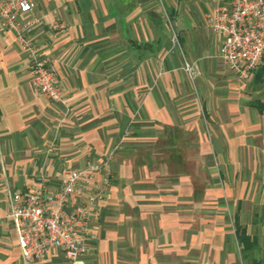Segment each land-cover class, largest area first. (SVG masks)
<instances>
[{"label": "crops", "instance_id": "0c3cea01", "mask_svg": "<svg viewBox=\"0 0 264 264\" xmlns=\"http://www.w3.org/2000/svg\"><path fill=\"white\" fill-rule=\"evenodd\" d=\"M211 5L35 0L31 36L64 103L33 88L15 34L0 27V264H25L9 194L43 181L54 189L62 169L112 149L87 252L71 263L52 251L32 264H245L242 230L264 261V98L250 85L264 58L238 79L204 18ZM184 59L197 66L194 80Z\"/></svg>", "mask_w": 264, "mask_h": 264}, {"label": "built area", "instance_id": "2783aa9c", "mask_svg": "<svg viewBox=\"0 0 264 264\" xmlns=\"http://www.w3.org/2000/svg\"><path fill=\"white\" fill-rule=\"evenodd\" d=\"M206 23L219 39V58L238 79L247 80L262 63L264 56V0H213ZM35 0H0V27L10 29L25 56L33 88L50 101L64 103L65 95L50 59L31 36L39 18H28ZM171 28V42L177 32ZM62 21L52 23L64 31ZM182 69L190 80L198 75L194 62L184 59ZM114 149L100 159L88 160L76 169H62L56 188L43 181L36 189L11 192L8 197L10 218L16 243L25 264L47 259L60 252L76 263L87 252L92 236L91 221L95 203L103 194L112 173ZM99 176L102 186H97Z\"/></svg>", "mask_w": 264, "mask_h": 264}, {"label": "trees", "instance_id": "16d2710c", "mask_svg": "<svg viewBox=\"0 0 264 264\" xmlns=\"http://www.w3.org/2000/svg\"><path fill=\"white\" fill-rule=\"evenodd\" d=\"M264 58V56H263ZM264 71V65L261 67ZM239 242L243 244L241 253L245 264H264V261L258 260L250 255L257 246V239L254 236L247 235L243 230L238 234Z\"/></svg>", "mask_w": 264, "mask_h": 264}, {"label": "rangeland", "instance_id": "374dc122", "mask_svg": "<svg viewBox=\"0 0 264 264\" xmlns=\"http://www.w3.org/2000/svg\"><path fill=\"white\" fill-rule=\"evenodd\" d=\"M212 6L211 5L209 8H207L205 11H204V18L206 20V15L211 11L212 9ZM262 67V66H261ZM261 67L259 69H261ZM259 69L257 70V72L259 71ZM256 75V72L255 74ZM254 78H252L253 80L251 81L250 85H251V88H252V92L255 93V91L258 90V94L255 93V95H257L258 97H261V98H264V74L262 75V77H259L260 79L258 81H255V77L256 76H253ZM261 89V91H259Z\"/></svg>", "mask_w": 264, "mask_h": 264}]
</instances>
